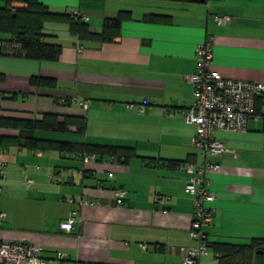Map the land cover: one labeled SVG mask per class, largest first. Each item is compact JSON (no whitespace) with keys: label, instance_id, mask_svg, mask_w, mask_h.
Returning a JSON list of instances; mask_svg holds the SVG:
<instances>
[{"label":"crops","instance_id":"crops-1","mask_svg":"<svg viewBox=\"0 0 264 264\" xmlns=\"http://www.w3.org/2000/svg\"><path fill=\"white\" fill-rule=\"evenodd\" d=\"M39 1L53 13L84 14L90 32L101 31L105 18L125 17L111 40L79 39L81 52L67 16L45 21L58 58L0 55V109L30 118L83 115L84 136H42L127 146L134 154L125 162L106 155L83 162L73 149L0 146V240L41 246L46 258L64 252L62 264H181L180 248L194 244L184 166L202 159L191 145L195 128L178 110L193 102L185 76L196 70L195 47L208 37L223 77L264 82V0ZM215 14L231 16L230 23L218 25ZM32 75L55 85L35 86ZM214 136L237 154L208 157L219 168L209 173L210 248L199 264H217L213 244L264 238V119ZM116 188L126 192L120 204ZM71 210L75 222L65 232L59 223Z\"/></svg>","mask_w":264,"mask_h":264},{"label":"built area","instance_id":"built-area-1","mask_svg":"<svg viewBox=\"0 0 264 264\" xmlns=\"http://www.w3.org/2000/svg\"><path fill=\"white\" fill-rule=\"evenodd\" d=\"M71 14L81 20H87L84 14L76 10H73ZM213 19L218 25H227L231 21V16L215 14ZM75 48L79 52L84 49L78 37ZM194 55L196 70L185 76L192 85L193 102L178 110L184 123L193 125L195 128L191 145L199 150L202 159L197 163L184 166V170L189 174L185 188L193 201L188 234L194 244L180 248L181 264H199L200 259L209 253L205 228L211 224L212 209L206 203L214 199L209 189V173L216 171L219 164L212 162L208 157L227 151L237 154L235 150L229 149L222 141L215 138L214 132L216 130H246L249 119L261 118L255 110L256 100L260 96L264 99V82L226 78L213 67L210 38L206 37L197 44ZM142 109L143 105L140 106V110ZM91 159H95L94 154L82 155L83 162ZM110 159L117 162L114 157ZM1 168L2 164H0ZM1 191L0 187V193ZM125 193L121 188L114 189L116 204L122 202ZM81 204H86V201H82ZM0 218H5V214L0 212ZM74 222L75 211L71 210L68 217L59 223V227L65 232H70ZM42 251L41 246L29 242L0 240V264H62L67 257L64 252H56L53 257L46 258L42 255Z\"/></svg>","mask_w":264,"mask_h":264},{"label":"trees","instance_id":"trees-1","mask_svg":"<svg viewBox=\"0 0 264 264\" xmlns=\"http://www.w3.org/2000/svg\"><path fill=\"white\" fill-rule=\"evenodd\" d=\"M186 1V0H176ZM207 1V0H202ZM65 14L53 13L39 0H0V55L12 54L40 61H54L60 53V45L45 40L47 33L44 23L47 20L66 17ZM68 17V16H67ZM123 12L113 18H105L99 32H90L86 21L70 16V30L79 38L92 37L100 40H111L118 32ZM158 17L147 14L149 20ZM159 19V18H157ZM156 19V20H157ZM4 74L0 73V80ZM30 82L35 86L55 85L52 78L30 76ZM264 99L256 100V113L263 114ZM85 117L74 114L46 113L41 118L12 117L0 115V146L18 145L30 149L58 148L60 150H76V155L82 160L83 154H94L95 158L106 155L117 161L125 162L134 154V149L127 146L98 144L86 141L53 139L42 136V133L72 134L76 137L85 134ZM8 131L10 133H5ZM182 162H180L181 164ZM1 178V172H0ZM208 246L210 248V243ZM217 264H264V238H252L249 244L236 245L232 243L213 244ZM259 251L258 253H255Z\"/></svg>","mask_w":264,"mask_h":264},{"label":"rangeland","instance_id":"rangeland-1","mask_svg":"<svg viewBox=\"0 0 264 264\" xmlns=\"http://www.w3.org/2000/svg\"><path fill=\"white\" fill-rule=\"evenodd\" d=\"M6 65H8V67H11V65H13L11 62H9V63H7ZM7 113H10V112H6V111H4V110H1L0 109V115H6V116H12V115H9V114H7ZM12 117H19V116H12ZM26 117H28V116H26ZM2 169V168H1ZM1 169H0V172H1ZM0 187H1V189H2V191H1V195H3V191H5V187H6V185H5V183L4 182H2V185H0ZM3 192V193H2ZM1 195H0V198H1Z\"/></svg>","mask_w":264,"mask_h":264}]
</instances>
